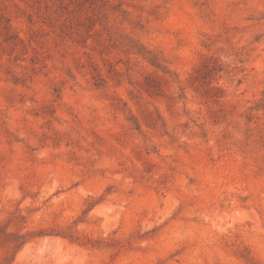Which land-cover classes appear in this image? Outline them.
<instances>
[{
  "label": "rangeland",
  "instance_id": "obj_1",
  "mask_svg": "<svg viewBox=\"0 0 264 264\" xmlns=\"http://www.w3.org/2000/svg\"><path fill=\"white\" fill-rule=\"evenodd\" d=\"M3 225L12 264H264V0H0Z\"/></svg>",
  "mask_w": 264,
  "mask_h": 264
},
{
  "label": "trees",
  "instance_id": "obj_2",
  "mask_svg": "<svg viewBox=\"0 0 264 264\" xmlns=\"http://www.w3.org/2000/svg\"><path fill=\"white\" fill-rule=\"evenodd\" d=\"M32 238V232L23 233L17 228L9 230L7 225L0 226V264H12L17 253Z\"/></svg>",
  "mask_w": 264,
  "mask_h": 264
}]
</instances>
